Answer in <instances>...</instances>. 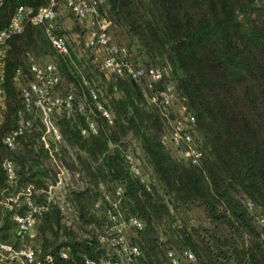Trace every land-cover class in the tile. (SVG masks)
Instances as JSON below:
<instances>
[{"label": "trees", "instance_id": "1", "mask_svg": "<svg viewBox=\"0 0 264 264\" xmlns=\"http://www.w3.org/2000/svg\"><path fill=\"white\" fill-rule=\"evenodd\" d=\"M50 2L5 0L0 29L18 5L36 12ZM100 9L111 22L113 41L127 47L136 66L160 68L162 78L148 87L145 78L106 75L88 47L92 68L85 66L73 51L72 35L60 26L63 13L57 31L69 55L57 52L44 26L31 21L11 37L5 56L7 112L0 123V198L7 189L33 186L36 203L47 209L23 235L14 217L27 205L9 208L0 202L1 239L40 257L52 255L50 264H113L120 260V246L104 238L112 224L109 210L118 209L127 220L143 223L142 229H126L129 245L140 251L136 264H168L169 250H190L197 264H264V0H104ZM50 57L60 68L59 88L74 97L72 109L58 120L74 151L69 165L90 184L70 198L72 220L48 199L56 174L40 133L15 150L3 141L23 108L17 69L27 71L31 59ZM165 84L174 87L169 104L159 95ZM181 105L195 119L189 131L201 151L197 162L182 147L163 142ZM66 145L61 152H69ZM129 152L141 174L133 171ZM6 158L17 168L14 183L3 169Z\"/></svg>", "mask_w": 264, "mask_h": 264}, {"label": "built area", "instance_id": "2", "mask_svg": "<svg viewBox=\"0 0 264 264\" xmlns=\"http://www.w3.org/2000/svg\"><path fill=\"white\" fill-rule=\"evenodd\" d=\"M5 0H0V8ZM104 0H51L50 4L41 7L35 12L32 6L18 5L9 23L0 29V123L7 112L5 88V56L8 49V41L16 34L24 31L26 24L31 21L36 25H42L45 28L46 35L53 48L64 55L70 54V47L67 40L61 36L57 29L59 27V16L63 10L74 13L81 22L91 21V29L86 40V47L93 51V60L97 63L98 69L106 75L116 73L119 76H128L134 80L145 78L148 87L162 78V70L157 67H138L127 47L119 45L113 41L109 32L111 22L102 15L100 5ZM61 72L58 63L53 59L44 61L31 59L28 63V70L23 67L17 69L15 82L22 99L23 108L19 111L18 124L15 129L8 132L3 141L4 144L12 150L20 147L23 139H28L33 132L40 133V139L43 146L49 150L53 161H59L55 158L53 151L57 150V142L64 139L63 133L58 125L56 115L62 114L63 110H71L73 106V94L64 95L59 85L61 83ZM91 94L96 97L95 90ZM174 87L172 84H165L159 92L161 100L169 104L174 99ZM99 107L101 105L99 104ZM81 110L84 109L82 105ZM104 115L111 119L107 110ZM194 116L187 113L186 107H179V118L174 121V129L163 137V142L182 147L183 155L197 162L201 156L200 149L194 143L189 129L194 123ZM90 128L93 132L97 129L94 123ZM84 134L88 132L87 128L82 130ZM127 160L130 162L135 173L141 174L140 162L132 153H127ZM59 166V172L54 182L48 185L46 193L49 201H55L57 189H61L65 175H70L68 169ZM10 182L17 181L18 174L15 163L12 159L6 158L3 162ZM122 188H118V194L122 193ZM0 202L13 208L15 204L21 201L27 205V211L24 214L16 213L15 220L23 235L29 233L36 220V214L47 209L44 204H38L35 200L33 186H27L21 190L7 189L2 193ZM116 206V204H115ZM117 207V206H116ZM109 217L112 222L109 235L104 240L110 241L112 245H118L117 252L120 260L113 264H136V255L139 254L137 246H130L126 229L134 226L142 229L143 223L136 217L130 219L124 218L118 209L109 210ZM62 257H67L68 252L63 250ZM168 264H197L194 253L185 250L183 253H177L173 250L167 252ZM53 261L52 255L38 256L31 248L16 249L11 244L4 242L0 236V264H50Z\"/></svg>", "mask_w": 264, "mask_h": 264}, {"label": "rangeland", "instance_id": "3", "mask_svg": "<svg viewBox=\"0 0 264 264\" xmlns=\"http://www.w3.org/2000/svg\"><path fill=\"white\" fill-rule=\"evenodd\" d=\"M62 13L63 14L61 15L64 16H62L61 18L60 26L65 30H68V32L72 35L70 43L73 47V51L76 53V56L79 60L84 61L85 66L92 68L90 53L87 51L86 47V40L88 38L89 30L91 29L92 24L91 21H78L68 10H63ZM49 59H52V57H50ZM59 116L61 115H56V120H59ZM59 128L61 129L60 125ZM57 144L58 148L57 150H55V152L53 151V153L55 158L59 161H53V157L50 155L52 164L55 167L54 172L57 176V173L60 171L58 165H61L68 169L70 175H65L64 182L61 184V189H57V193L55 194L57 199L55 200V202L60 203L64 207L63 210L65 211L67 218L72 220L74 216V210L73 204L71 202L72 199L70 200V198L74 197V193L77 190L85 189L90 184L86 176L84 177L83 174L80 173L79 169H75L74 167H71L69 165L71 159L75 158V156L74 151L68 145H66L65 140L63 139L62 142H57ZM65 145L66 149H68L69 152H61V147H65ZM130 233L131 232H129L128 235Z\"/></svg>", "mask_w": 264, "mask_h": 264}, {"label": "water", "instance_id": "4", "mask_svg": "<svg viewBox=\"0 0 264 264\" xmlns=\"http://www.w3.org/2000/svg\"><path fill=\"white\" fill-rule=\"evenodd\" d=\"M169 204L171 205L172 209L175 211L174 205L172 204V202H169Z\"/></svg>", "mask_w": 264, "mask_h": 264}]
</instances>
